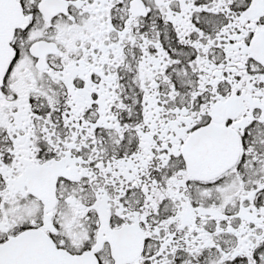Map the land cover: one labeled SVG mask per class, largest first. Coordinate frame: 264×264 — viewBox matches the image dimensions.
<instances>
[{
	"label": "snow or ice",
	"instance_id": "6c2138e0",
	"mask_svg": "<svg viewBox=\"0 0 264 264\" xmlns=\"http://www.w3.org/2000/svg\"><path fill=\"white\" fill-rule=\"evenodd\" d=\"M0 264H264V0H0Z\"/></svg>",
	"mask_w": 264,
	"mask_h": 264
}]
</instances>
